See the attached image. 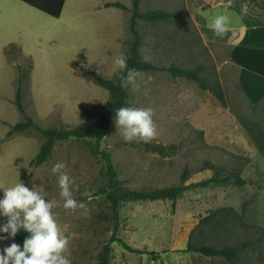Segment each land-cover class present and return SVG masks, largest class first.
<instances>
[{"label":"rangeland","instance_id":"rangeland-1","mask_svg":"<svg viewBox=\"0 0 264 264\" xmlns=\"http://www.w3.org/2000/svg\"><path fill=\"white\" fill-rule=\"evenodd\" d=\"M117 2L126 9L106 8ZM261 2L264 4V0H253L250 11L263 8ZM213 6L214 0H140L141 13L163 10L184 16L180 22L136 21L143 37L142 59L158 70L142 72L137 78L139 89L129 90L127 107L153 109L154 139L125 141L114 119L111 133L99 145L85 139L56 141L49 160L39 167H33L31 161L46 140L42 133L29 128L10 137L7 134L28 118L44 130L96 120L109 103V93L82 77L71 64L77 61L114 81L120 77L121 73L112 71L113 61L129 52L133 0H66L59 19L35 10L38 17L33 20V33L24 31V44L16 47L22 56L14 52L6 58L5 49L10 45L0 44V187L21 181L47 200L58 202L52 211L69 239L65 255L71 264H97L107 244L112 249L110 264H220L219 259L185 251L199 220L220 208L244 209L246 222L264 228V159L251 135L264 138V105H255L242 94L246 86L258 97L257 81L242 77L240 71L241 65L251 63L242 61L241 54L236 56L238 63L232 62V49L202 39L195 19H209ZM251 60L264 82V67L254 57ZM173 65L200 69L211 83L220 84L227 107L196 83L174 78L168 71ZM24 73L30 79L20 87V111L15 101ZM97 147L110 154L126 189L170 187L180 182L184 170L188 184L198 182L209 178L214 167L231 169L236 165L232 156L250 160L242 174L246 185L190 191L175 204L125 202L115 219L107 196L100 193L109 184ZM58 162L66 165L64 171L74 181L73 197L87 205V214L80 208L63 207L58 174L51 171ZM6 220L0 216V225ZM113 236L149 254L131 253L111 242ZM0 237H5L0 239V251L14 242L7 233L0 232Z\"/></svg>","mask_w":264,"mask_h":264},{"label":"trees","instance_id":"trees-1","mask_svg":"<svg viewBox=\"0 0 264 264\" xmlns=\"http://www.w3.org/2000/svg\"><path fill=\"white\" fill-rule=\"evenodd\" d=\"M26 5L46 14L54 19H59L64 8L66 0H18ZM140 0H133L132 17L130 19V33L132 41L127 54L128 67L135 68L138 71L149 72L156 71L158 68L151 62L145 61L141 56V47L143 45V37L136 28V21L145 22H161L168 23L171 21L180 22L184 16L177 15L172 12L163 10H153L146 13L139 11ZM115 7L118 9H126L121 3L106 4V8ZM18 53L16 46L10 45L5 49V55L9 58L13 53ZM14 58V57H13ZM30 60V74L33 70V62ZM72 67L80 73L82 77L90 78L95 84L109 93V103L103 111L96 117L95 121H87L83 125L68 127L63 129L44 130L31 119L25 122H19L13 126L12 130L7 134L10 137L14 132H21L29 128H35L46 138L44 144L40 148L38 154L31 161L33 167H39L46 163L55 147L56 141H65L69 139H85L94 140L96 144L107 137L112 130V123L115 119L116 109L127 107L129 90L120 87V79L116 81L105 78L102 74L92 71L88 67L75 61ZM20 69V68H19ZM168 71L174 78H182L196 83L202 91H208L217 99L224 107H227L225 93L220 84H213L209 79L201 74L200 69H188L177 66H171ZM30 74L24 73L19 81V89L16 95V106L23 111L21 103V85L30 79ZM122 74V73H121ZM120 74V75H121ZM21 76V69H20ZM250 133L251 130L249 129ZM253 141L264 159V138L251 133ZM96 153L102 157L106 166V175L108 177V188L101 190L100 193L107 196L113 216L115 219L119 217V211L122 203L125 202H156V201H172L173 204L181 199L187 192L204 190L209 188H228L243 187L246 180L242 176L245 167L250 160L245 157L232 156L236 165L231 169L223 166L214 167L209 178L202 179L198 182L188 184V172L184 170L180 182L176 185L164 188H156L152 190H136L126 189L121 186L118 180L116 170L114 168L111 156L105 151H101L98 147ZM215 236H214V235ZM210 235L213 240L210 239ZM28 233L21 229L14 238V242L22 248L25 237ZM235 236H239L240 240H236ZM111 242L120 243L126 250L136 254H149L145 251L133 249L121 239H111ZM187 253H197L205 258H213L221 260L220 264H264V228L250 224L245 221V210L238 212L234 208H220L210 212L207 216L202 217L196 227L190 232L187 247ZM112 249L110 244L104 246L97 264H110Z\"/></svg>","mask_w":264,"mask_h":264},{"label":"clouds","instance_id":"clouds-1","mask_svg":"<svg viewBox=\"0 0 264 264\" xmlns=\"http://www.w3.org/2000/svg\"><path fill=\"white\" fill-rule=\"evenodd\" d=\"M229 22L227 15L219 14L210 20L209 27L216 36L222 37L229 30ZM127 60L128 57L123 53L117 56L113 61L112 71L122 73L119 77L121 88L128 89L131 86L135 91L139 89L137 78L142 73L129 68ZM152 117L153 109L150 107H120L115 112V124L125 141L147 143L157 135V125ZM65 168L63 162H58L51 169L53 174H58L63 207L71 210L80 208L87 214V205L73 197L74 181L64 171ZM0 189H3L0 216L7 218L0 225V232L7 233L10 237H15L21 229L28 233L22 248L13 242L0 251V264H71V260L65 255L69 239L61 231L52 211L58 206V202L55 199L47 200L21 181ZM75 190H78V186Z\"/></svg>","mask_w":264,"mask_h":264},{"label":"crops","instance_id":"crops-1","mask_svg":"<svg viewBox=\"0 0 264 264\" xmlns=\"http://www.w3.org/2000/svg\"><path fill=\"white\" fill-rule=\"evenodd\" d=\"M252 1L214 0L212 17L209 19L199 17L195 19V23L206 44L232 49V62L238 63L240 60L236 56L241 54L244 56L242 61L251 63L241 65L240 71L242 77L245 76L247 79L250 77L257 81L255 88L258 97H253L246 86H243L242 94L253 104L264 105V82L260 78L263 74H260L253 61H250L254 57L264 67V4L261 2L263 8L252 12L250 11ZM35 10L18 0H0V44L23 46L24 35L33 33V20L34 17H38ZM219 14L227 15L230 21L229 30L222 37L216 36L209 27L210 20ZM24 31H27V34H24Z\"/></svg>","mask_w":264,"mask_h":264}]
</instances>
